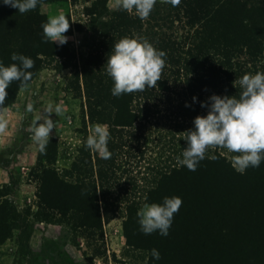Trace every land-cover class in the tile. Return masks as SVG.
<instances>
[{
	"label": "trees",
	"instance_id": "obj_1",
	"mask_svg": "<svg viewBox=\"0 0 264 264\" xmlns=\"http://www.w3.org/2000/svg\"><path fill=\"white\" fill-rule=\"evenodd\" d=\"M78 1L40 0L24 14L0 4V60L6 66L14 63L13 53L31 57L29 83L46 66L79 68L69 85L81 102V141L67 167L56 165L54 139L45 154L38 153L30 172L36 184L32 218L65 225L90 247L103 223L121 216L130 264H264V162L240 174L230 163L238 153L209 147L195 171L177 163L186 146L183 132L196 116L207 114L201 102L213 94L238 97L236 81L264 71V0H156L146 19L122 7L109 11L107 0H92L82 11L87 21L75 26L90 39L87 51L75 56L68 43L44 39L41 25L48 18L40 7ZM137 34L166 52L160 80L155 87L113 96L107 58L120 38ZM22 89L20 81H12L0 110L13 105ZM96 123L109 126L108 159L86 147V129ZM166 196L183 201L169 234H144L137 212ZM28 214L18 212L0 190V244L21 229L27 242ZM153 248L159 260L151 258ZM92 250L93 257L101 256L100 248Z\"/></svg>",
	"mask_w": 264,
	"mask_h": 264
},
{
	"label": "clouds",
	"instance_id": "obj_2",
	"mask_svg": "<svg viewBox=\"0 0 264 264\" xmlns=\"http://www.w3.org/2000/svg\"><path fill=\"white\" fill-rule=\"evenodd\" d=\"M39 3L40 0H0V4L10 6L21 14L35 10ZM172 3L177 4L179 0H172ZM155 4L156 0H119L118 6L129 12L134 11L140 18L146 19ZM70 22L63 12L49 16L41 25L44 39L64 45L69 39L65 33L70 28ZM11 60L14 63L7 66L0 60V106L4 104L6 89L12 81H20L25 90L30 87L32 72L28 70L34 67L35 61L19 53H13ZM165 63L166 52L157 49L148 38L138 34L120 38L114 44L106 62V73L113 81L111 94L120 96L142 91L146 87H155ZM236 82L241 88L238 97L213 94L207 103L201 102V107H207V114L196 116L193 127L183 132L186 146L177 157L180 166L195 171L200 161L206 158L209 147L238 153L231 155L230 163L240 174H244L250 167L257 168L264 162V71L245 73ZM192 99L195 102L197 98ZM32 107L29 105L30 111ZM64 110L62 102H50L45 111L37 115L31 131L32 140L39 153H46L50 134L56 127L57 121L51 118V114L63 115ZM6 127L7 120L0 117V133L4 132ZM109 140V126L96 123L86 137L85 144L88 149L108 159L111 156ZM208 158L217 159L215 155ZM143 199L148 200L146 194ZM182 203L179 196H166L162 203L145 202L137 212L140 230L146 235L158 232L161 236H167L174 214L180 210ZM150 256L154 260L161 258L156 248L150 250Z\"/></svg>",
	"mask_w": 264,
	"mask_h": 264
},
{
	"label": "rangeland",
	"instance_id": "obj_3",
	"mask_svg": "<svg viewBox=\"0 0 264 264\" xmlns=\"http://www.w3.org/2000/svg\"><path fill=\"white\" fill-rule=\"evenodd\" d=\"M92 0L42 4L40 12L47 18L63 12L69 17L71 31L68 35L70 55L86 53L89 37L75 28L77 23H85L83 7ZM168 1V0H160ZM119 0H107L109 11L119 8ZM89 35V34H88ZM70 65L75 63L70 59ZM76 64L79 66L76 59ZM54 65L40 70L29 83L28 90L22 89L13 105L0 110V117L7 120V127L0 133V190L8 193V199L17 211L26 215L29 210L25 230L28 240H22V229L14 231L13 237L0 244V264H130L133 259L124 255L125 238L122 218L118 216L103 223L102 235L96 237L88 247L83 238L73 233L65 225L35 222L31 214L35 211L36 184L31 177L38 149L32 140L31 127L37 115L45 111L50 102L63 103L64 114L51 118L57 121L50 139L59 145L57 167L70 164L76 147L81 141L80 99L71 90L69 82L77 75L78 69L67 67L55 70ZM32 105V110H29ZM48 115V114H45ZM92 126L87 127L89 135ZM24 243L27 245L25 246ZM100 248L101 256L93 257V248Z\"/></svg>",
	"mask_w": 264,
	"mask_h": 264
}]
</instances>
